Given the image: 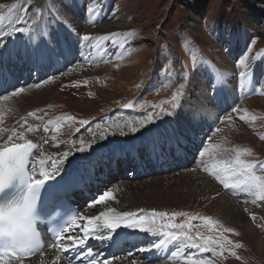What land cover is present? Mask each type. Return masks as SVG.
Listing matches in <instances>:
<instances>
[{
    "label": "rangeland",
    "instance_id": "rangeland-1",
    "mask_svg": "<svg viewBox=\"0 0 264 264\" xmlns=\"http://www.w3.org/2000/svg\"><path fill=\"white\" fill-rule=\"evenodd\" d=\"M100 1L99 4L103 11H107L110 5L105 0ZM110 1L111 8L128 5V8L123 10L120 20L130 23L132 29L125 30V34L123 32L125 26H121L113 32L116 35L106 41L109 55L106 59L104 58L105 60L100 58L85 59L76 53L79 49L72 40V42H68L69 52H72V57H74L72 61L67 62L63 68L56 72H54L55 68L51 72V68L48 66L49 62H46L44 64L46 66L45 73L40 79H37L38 75L32 71L24 76H17V82L20 84L0 91V98H3L2 94L5 93L10 97L11 92L19 87L24 88L22 93L29 89L43 88L46 85L53 87L55 97L36 110L38 111L36 114L40 112L42 117L53 119L54 135L59 141H67L77 133L85 130L88 124L108 117L110 119L126 120L133 127L141 130L144 127L140 126V122L146 121L148 113L152 112L158 114L154 117L156 122L162 121L167 124V127L156 133V137L153 136L155 144L157 140L161 144L160 150H162L164 142L166 143L176 133L182 134L186 141H191L190 136L193 132L197 135L203 133L198 149L202 142L204 146L212 145L214 159L208 156L201 158L197 155L196 158L194 157L195 160L193 158L192 162H189L188 167L156 173L140 179H135L134 175L131 176L132 172H130L127 176L125 174L113 183H110V181L102 182L111 186L124 183V185H130L132 188H135V186L143 188L149 182H152L151 180H156L154 184L162 185L165 193L161 195L160 192L156 191L154 193L156 202L152 203V206L139 207L138 209H144L147 213H150L152 209L169 213L173 211L188 212L190 215L197 217L192 221L193 234L199 230L204 235L215 233L219 236L223 231L219 226L210 232L208 226L199 219L201 216L211 217L213 220H218L224 227L233 228L234 232L223 233V235L233 244L242 245V247L234 249L237 256L240 257L239 259L228 255L227 252L223 256L213 257L211 253L202 255L195 251L194 254L197 257L211 259L215 264H264V214L258 213V209L264 212V205L261 207L258 205V207L257 204H252L250 206L249 203H245L248 197L245 193L240 192L234 195L231 189H225L213 175L204 170L205 164L210 167L216 162L235 159L236 151L251 153L250 155L244 154L241 156V159L245 161L264 160V148L259 149L247 140V137L251 135L255 137L257 142L264 145V140L260 139V136L264 135V117H249V120L245 121L239 118L241 114L231 111L233 109L231 107L219 109L212 93L215 84L211 78L212 75H210L211 71L205 69L207 60H209L216 68L217 66H224L233 70L231 76L235 78L245 68L239 65V59H245V62L248 63L253 54L260 53L261 60L257 58L256 66L253 67L254 75L257 77L253 76V79L255 81L256 78V81L262 82L261 85L264 84V34L261 31L249 28L251 31L248 30L250 32L248 36L246 35L248 32H245L243 28V24L246 22L245 15L252 17L254 13L251 2L248 0ZM17 2L18 0H11L8 6ZM20 2L27 10L21 26L26 23L39 25L42 29L43 26H47L51 27L48 30L49 34L53 32L58 21L55 16L49 14V7L44 0H30L31 6H29L28 0H19ZM62 2L65 3L67 17H75L83 12L87 5L86 0H63ZM68 2H71V4ZM166 5L167 8L164 12ZM53 6H55V3ZM190 12H194L198 17L196 19L190 18ZM61 15L65 16L64 13ZM111 15L112 13L109 16H101L102 21L105 22ZM84 17L80 20L81 25L85 24L86 15ZM11 21V19L5 21L8 28ZM157 28H160L161 32L157 35L155 42L136 40V36L157 32ZM106 34L108 33L104 35ZM91 36H94V34ZM64 40L66 41L63 38L61 42ZM87 47L84 46L80 49L84 50ZM51 49L54 51V55L59 53L55 47L52 46ZM128 68L135 70L134 77L130 78L124 74ZM208 73L210 74L208 75ZM201 81L209 86L208 96L198 94ZM232 81L231 92L239 84L238 81L236 83V79H232ZM37 84L40 86L36 87ZM181 85H183L182 88ZM254 86L256 87V85ZM102 91L110 93L111 96L109 98L103 97ZM250 95L254 94L250 93ZM261 96L264 97V95ZM173 97L176 99L173 100ZM242 99L234 97V100L238 103ZM68 101L76 103L90 102L95 103L96 106L93 109L82 110L75 105H69ZM127 103H132L133 108L125 109L122 107ZM173 104H175V107H173ZM140 105H144V107H140ZM152 105H158L159 107L154 109ZM192 108L195 109L193 112L190 111ZM167 113H172V115H167ZM69 116L75 119L68 120L67 117ZM227 116H231V119H225ZM61 117L64 119H60ZM80 120H86L89 123L81 126L79 124ZM57 121H59L60 129L58 132L55 131ZM204 123L208 124L205 129H203ZM77 129H79L78 132ZM185 151L193 152L186 149ZM174 157L173 154L171 159ZM202 159L204 163H201ZM120 168L124 169L123 166ZM257 168H259V165H257ZM187 173L193 176L204 175L207 180L205 182H209L213 187L210 190L211 193H204L203 195L197 192L192 195V197H195L199 194L196 197L197 200L190 203L187 196L189 188L188 186H182L184 183H181L180 193H176L175 190L174 192L167 191L168 186L174 187L175 184L179 186L180 183L174 182V179L184 177ZM105 187L103 186V188ZM92 191L91 189L90 192ZM223 193L228 194L234 205H237L242 212L245 208L257 207V209H251L249 218L258 233L257 235L263 241L261 248L258 249L253 238L246 237L247 235L236 226L237 224L221 215L220 210L213 201ZM100 195L89 201L88 206L91 205V208L99 209L100 205H97L95 201L98 200ZM135 198H137L136 195ZM145 198V200L151 198L149 191L145 194ZM124 200H118L114 206L123 208L127 204ZM90 207H87V209ZM84 208L86 209V207ZM94 208L90 210L95 211ZM121 211L126 212V210ZM253 216H255V219H253ZM185 219V217H177L175 222L181 223ZM135 254L138 257L139 253ZM142 261L146 263L145 260ZM153 263L157 264L158 261Z\"/></svg>",
    "mask_w": 264,
    "mask_h": 264
},
{
    "label": "bare ground",
    "instance_id": "bare-ground-1",
    "mask_svg": "<svg viewBox=\"0 0 264 264\" xmlns=\"http://www.w3.org/2000/svg\"><path fill=\"white\" fill-rule=\"evenodd\" d=\"M62 1L63 0H44V2L49 7V14L55 16L56 20L58 21L57 22L58 24H56L55 26L56 30L54 29L51 34H49V31H48L49 29H51V27H47L45 25L47 28L43 26V29H42L41 27H39V25H34L30 23H26L24 25V27H27L29 30L27 33L12 32L14 31L15 28L21 26V23L18 24L16 20V15L22 14V12H19V11L16 12V14L12 16L11 25L9 28L5 24L6 20L2 24H0V36H2L6 32V30H8L7 32H12L8 34L7 36L0 37V39L4 41V46L0 48V52L10 53L11 51V54H13L14 56H24L27 54V48L32 46L31 41L36 40L38 41L39 48L41 50L40 56H43L44 55L43 48L45 47L49 49L54 44L53 42L60 41V44L58 45V48L60 49V48H65L68 42H72L73 40L77 44V48L79 49L77 50L76 53L80 54L84 58L87 57V60H92L94 58H100V59L105 58L106 59V57H108L109 55V50L106 48V41L100 42L99 45L97 46V42L93 40L91 41V44L88 45V47L83 50V49H80L84 46L81 42L79 33L81 35L82 34H90V35L94 34V36L98 37V36L104 35L105 33H108V34L113 33L121 26H125V29L123 30V32H125V30L132 29V26L130 25V23H125L124 21L120 20L121 18L120 16L123 13V10L125 8H128V5L121 6V7L118 6L115 8L112 6L113 8H111V1L105 0L110 5L107 11L104 12L103 8L99 4V11L93 14H89L88 16L87 14L88 0H86L87 5L85 6L83 12H80V14L76 15L75 17H67L66 16L67 10L65 8V3H63ZM76 1H80V0H76ZM248 1L251 2V5L254 9V13L252 17L245 15L246 22L243 24V28L245 32H248L249 28H251L257 31H261L262 34H264V0H248ZM10 2L11 0H0V5H5L3 9H0V14L6 13L7 6ZM54 3H55V6H53ZM68 3L71 4V2H68ZM19 4L21 5V9L23 10L24 9L23 3L20 2ZM167 5L164 7V12L166 11ZM62 13H64L65 15L64 17L61 15ZM110 13H112V15L110 16V18L108 17L109 20L107 18V20L103 22L101 19L102 18L101 16L103 15L109 16ZM84 14L86 15L85 24L81 25L80 20L85 16ZM189 14H190V18L196 19L198 17L194 12L193 13L190 12ZM3 30H5V32H3ZM156 30L157 32L154 31L150 34L142 35L139 37L136 36L135 38L138 41L150 40V41L155 42L157 35H159V33L161 32L160 28H157ZM249 33L250 32H248L246 35L249 36ZM63 38H65L66 41L64 40L63 42H61ZM55 49H56V46H55ZM69 54L72 55L73 53L69 52ZM63 55H65L64 57H68L67 54H63ZM63 55L55 57L53 61V66L60 64L59 60H60V57ZM260 57H261L260 53L253 54L250 61H248L249 64H252V67L246 79L240 78L239 75L235 76L234 78L231 76V74L234 72L233 70L225 68L224 66H217L216 68L209 60H207L205 69L206 71L208 70L211 71V74L208 73V75L209 74L212 75L211 78L214 80L215 92H212V93L214 94L213 96H215V101H217L219 109H223L224 107L225 108L226 107H231V108L236 107L238 109H247L248 117H255V116L264 117V97H262L260 94V91H261L260 86L262 82L256 81V78H255V81L258 83L257 84L253 79V76L257 77L254 75L253 67L256 66V60L257 58H260ZM62 65L63 64H60L59 67ZM5 67L7 69V72H9L10 69L11 70H10V75L8 77L7 76L4 77L5 78L4 83L7 82L8 86H12V87L17 84L18 85L20 84L19 82L17 83L16 77L21 76V75L23 76L28 70V67H26L23 63L18 67L17 65L14 67H11L10 62H7ZM33 68L34 66H32L31 70ZM248 70L249 69L244 68L243 71H248ZM124 74L132 78L135 75V70L128 68L125 70ZM39 77L40 76L38 74V78ZM232 79H236V83L237 81L239 83L237 85V88H233L234 89L233 92H231L230 90V88H232L230 87L232 86V82H233ZM205 84L203 81L199 83V93L198 94L207 95V93H209V86ZM254 85H256V87ZM250 93L254 95L251 96ZM101 94L105 98H109L111 96V94L106 91H102ZM54 97H55V91L53 87L46 85L43 88L29 89L24 93L21 92V94L16 97L11 95L8 100H4L3 98H0V116L3 117V122L0 123V146H2V144L6 140L7 132L5 130L11 129L12 127H14L17 121H19L21 117H27L29 112H35L36 110H38L39 108L43 107L45 104L50 102V100ZM234 97H240L243 99L239 100V103H238L236 100H234ZM67 103L69 105L70 104L75 105L76 107H79L82 110L83 109H93L96 106L95 103H90V102L76 103L74 101H71V102L68 101ZM194 110L195 109L192 108V110L190 111L193 112ZM37 112L38 111H36L35 113ZM239 114L244 115L243 112H240ZM36 115L42 116L40 112ZM108 118H104L99 121H95V122L88 124L85 130L77 133L76 135H74L72 138H70L67 141H59L57 139L56 144L58 145V147H54L50 139V137L54 135L53 124L46 125V122L48 120L53 121V119L51 117H47L41 121V120H37L35 117H28V124L30 125L39 124L40 128L35 133H28L27 138L32 139L34 143L39 142L42 136L44 138H48L49 144L44 145V150L49 153L56 152L58 154L57 158H59V154L64 151L71 150L73 153V155L68 157L66 163L61 167L60 175H53L52 176L53 178L63 177L67 174L80 175V176L87 174L89 176V173L93 170L99 176V180L96 179V181L106 186L105 188H103V186L98 188L100 189V193L103 194L105 190H112L114 192V197H115L114 200L107 201L103 205L97 204V205H100V207L97 210L93 207L95 211L94 210L91 211L90 209H93L91 207L88 209L86 208L79 213L78 215L79 217L96 216V215H99L101 212H106L109 208L114 210L113 214H116V213L124 212L121 210H126V212H130V211H134L135 209H138L139 207L152 206V203L154 204L156 202L154 193L156 191L160 192L161 195L165 193L162 189V185L154 184L156 183V180L154 179L151 180L152 182H149L143 188L137 187V186H135V188H132L130 185H126V184L124 185V183H120L116 186H113V185L111 186L108 183L106 184L104 182H101V180L104 181L103 180L104 177H110L109 173L112 172V170L116 168L113 163L107 166V164L110 161L115 162V159H118V160L120 159L121 161L126 162V166H127L126 176L128 172H133L134 171L133 166L137 167V165L136 164L134 165L133 162H128V161H130L129 160L130 152H133V154L137 153L135 150H133L134 146L142 144L143 148L141 149V151L142 153L146 152L145 150L146 145L144 146V143H146V140L147 142H149L150 140L153 139L154 135L156 137V133L160 132L162 128L164 129V127H167L166 126L167 124H164L165 122L163 123L162 121H158V122L155 121V123H149L143 129L137 131L135 134H132L128 127V125H131V124L128 121L116 120L114 118L108 119ZM45 126H47L49 131L47 132L44 131ZM117 126H119L120 128H123L124 131L128 134L121 136L119 134V129ZM207 127H208V124L204 123L203 129ZM101 132L105 133L106 139L98 140L97 144H94L92 146V149L87 152H77L75 150V147H79L78 143L75 147H73L72 145L73 140L79 141L80 139H84L86 141H90L98 137ZM190 139L191 141L188 144V147H189L188 150L193 151L194 154H191L190 152L189 153L184 152V154L180 155V157L176 160L174 159L167 160V158L161 157V161L158 162V160H156L155 163H152L149 161H142L138 164L139 167L137 168L135 176H138L139 178H143L146 175H150V174L154 175L156 173L166 172V171L189 166V162L195 157V153L198 150V145H199L198 141L200 139V136L191 135ZM247 140L249 143L255 144V146L259 149L264 148L263 147L264 145H261V143L257 142L255 137L251 135L247 137ZM148 144H154V145L159 144L161 146L159 141H156V144L155 142L147 143V145ZM185 147L187 148V146ZM153 151L156 152L158 151V149H155V150L153 149ZM152 160H153V157H152ZM104 164L106 165V169H104L103 167ZM147 164L148 165L150 164L152 166V172L148 173L147 171H145ZM46 167H48L50 170V162H49V165H46ZM101 167L102 169H104V171L101 174H99L98 172L102 170ZM117 167L119 168V165ZM89 168H90V171H87ZM103 173L106 176H104ZM201 174L199 176H193L192 174L187 173L185 174L184 177H179L176 180L174 179V182L180 183L179 186H177L176 184L174 185V187L168 186L167 191L174 192L175 190L176 193H180L182 186H188L189 188V191L187 193L188 202L190 203L194 202L195 200H197L196 197L199 194H197L195 197H192L193 194H196L197 192H200L203 195L204 193L205 194L211 193L210 190L211 188H213L209 182H205L207 180L206 178H204V175H201ZM114 176L118 177L117 174ZM193 177H196V178L194 179ZM110 179H112V177H110ZM114 181L115 180H113L111 183H113ZM181 183H184V185L181 186ZM159 184H161V182H159ZM148 191L151 193V198L145 200L146 199L145 194H147ZM135 195L137 196V198H135ZM122 199H125L124 201L127 203L125 206H123V208L114 206L118 200H122ZM251 199H252L251 197H247V200L249 201L248 203L250 206H252ZM213 202L218 207L223 217L227 218L229 221L231 220L232 223L237 224L236 226H238L239 229L247 235L246 237L253 238L256 247L258 249L261 248L263 241L257 235L258 233L256 229L253 227L251 219L249 218L251 209H257V207H252V208L248 207L249 209L248 212H245V211L242 212L237 205H234V202L233 200L230 199L229 195L224 194V193L220 194V196H217ZM258 205L261 207L262 205H264V201H258L257 206ZM260 210L261 209H258V213L264 214V212ZM84 223H86L85 220L78 219L77 220L78 226L75 228L71 227L70 230L72 232L79 233V226L83 225ZM101 232H102L101 235L104 236L105 238L100 239V240L90 238L89 244L91 245L94 253H96V249H101L103 246H105V243L106 244L109 243L111 247V248L109 247L110 248L109 253L106 254V252H102L100 254L103 257H107L109 260H111L112 264H131L132 261H135L136 264H147V263L154 264L153 263L154 261H158L157 264H183L182 260L179 262H175L170 258V254L174 250H176V247L179 246V242L169 241L167 243H162V240H163L162 237L153 236V235L148 234L150 237H152L153 240H155V242L153 240L152 241L144 240L142 246L145 245V247L149 248L148 253L140 252L138 257L136 256L135 253H133L132 256L131 255L129 256L128 254H125V253H119L120 252L119 249H117L116 252H112L111 250L115 246V244L119 243L118 241L120 242L122 241L121 237L124 236L125 234H129L131 237H142L147 234H141V233H146V232L140 231L138 229H131V228L123 227V226L120 228H117L116 230L101 229ZM109 233L111 234L109 235ZM80 235H83V233H80ZM92 240L95 242H93ZM156 241H158V243H156ZM90 245L88 246L90 247ZM194 252L195 250L193 249L185 250L186 254H194ZM70 254H73V252L69 251L67 254L62 255L60 261H58L57 264H68V256ZM55 255H56V250L51 247H47L44 249L43 257H40L39 254L30 256L25 259L24 264H41V259L45 262V264H53V261L55 260ZM142 260H145L146 263L143 262ZM73 264H78V262L74 260Z\"/></svg>",
    "mask_w": 264,
    "mask_h": 264
},
{
    "label": "snow or ice",
    "instance_id": "snow-or-ice-1",
    "mask_svg": "<svg viewBox=\"0 0 264 264\" xmlns=\"http://www.w3.org/2000/svg\"><path fill=\"white\" fill-rule=\"evenodd\" d=\"M29 6L30 0H28ZM100 0H88L87 14H93L99 11ZM5 5H0V9H3ZM22 12L20 15H16L17 23L20 24L24 21V15L26 9H21L19 0L17 3H12L7 6L6 13L0 14V24L6 19H11L16 12ZM29 30L27 27L19 26L12 32L27 33ZM12 32H5L2 36H7ZM80 38L83 46H88L91 41L95 40L97 46L102 41H108L116 35V33H109L102 36H91L90 34H80ZM4 46V41L0 39V48ZM87 59V57H85ZM239 65L249 69L248 71L239 72V77L246 79L249 72L251 71L252 64L245 62V59H239ZM8 75L7 69L0 65V77ZM46 83V81H45ZM39 87L40 85H35ZM181 88L183 85L180 86ZM260 94L264 95V84L260 86ZM24 91L23 87L14 89L11 92L12 96H19ZM212 91L215 92V86ZM4 100H8L9 96L2 94ZM176 98L173 97V100ZM125 109H132L133 104L127 103L122 106ZM144 107V105H140ZM152 107L158 108V105H152ZM175 107V104H173ZM231 111L243 112L244 115H240L241 120L248 121L247 109H238L234 107ZM158 114L156 112L148 113L146 121H141L140 126L146 127V124L155 123L154 117ZM172 115V113H167ZM28 117H35L37 120H43L42 116H37L35 112H29L27 117H21L17 121L16 125L11 129L5 130L7 132L6 140L0 146V191L12 181L17 175L25 173L26 169L30 168L33 177L39 172L42 175L43 180L33 179L30 184L28 191L18 200H14L3 207H0V241L6 242V248L0 251V264H24L26 258L39 254L43 257L44 248L51 247L56 250L55 260L53 264H57L60 261L61 256L67 254L69 251L75 253V257L68 258V264H73L74 260L78 264H112V261L107 257H103L99 252L94 253L92 247H89V239H104L101 235V229L116 230L120 227H127L131 229H138L146 232L153 236L162 237V243L169 241L179 242V246L176 247L170 254V258L175 261H183V264H215V262L208 258H200L195 254H186V249H193L200 254L211 253L213 257L223 256L225 252L228 255L237 256L234 249L242 247L240 244H233L232 241L223 235V233L234 232L233 228L224 227L218 220H213L208 216L199 217L205 225L208 226L209 231L216 229L217 226L221 228L222 233L217 236L215 233L212 235H204L199 230L193 234L192 221L197 219L196 216L190 215L184 211H173L171 213L166 211H157L152 209L150 213L145 212L144 209H138L135 212H123L114 213V210L109 208L106 212H101L96 216H73L70 220L72 228L77 227V220L83 219L86 221L83 225L79 226V233L72 232L68 227L63 228L58 234L56 239L49 245H42L40 235L36 230L35 224L32 219V214L37 203V195L42 183L50 179L53 175H60L61 167L66 163L67 158L72 156L71 150L64 151L59 154L56 152H46L44 145L49 144V139L40 138L39 142L34 143L32 139L27 138L28 133H35L40 128L39 124H28ZM60 119H64L61 117ZM68 120H74V117H67ZM225 119H231V116L225 117ZM3 122V117L0 116V123ZM57 127L55 131L58 132L59 121L56 122ZM89 123L86 120H80L81 126ZM53 121L48 120L46 125H52ZM119 129L121 136L127 135L123 128ZM129 130L132 134H135L139 129L128 125ZM44 131L47 132L49 129L47 126L44 127ZM77 132L79 129L76 130ZM53 146L58 147L56 144L57 137L52 135L50 137ZM106 136L104 132L90 141L80 139L79 141H72L73 147L79 144V147H75L77 152H87L92 149L94 144H97L98 140H105ZM260 139L264 140V135L260 136ZM186 140L180 133L174 134L168 139L164 145V149L167 152H171L176 156L183 155L185 152ZM159 144L154 145L153 149H159ZM202 149V150H201ZM213 146H204L203 142L200 148L195 153V158L198 155L201 158L208 156L214 159V152L212 151ZM35 150V151H34ZM228 151V150H224ZM236 151V150H233ZM38 153V154H37ZM244 154L250 155V152L242 153L236 151L235 159H229L223 162L213 163L210 167L205 164L204 170L213 175L225 189H231L233 194L236 195L240 192L251 197V203L257 204L258 201H264V160L257 161H245L241 159ZM194 158V160H195ZM50 170L46 165H49ZM201 163H204L203 159ZM259 165V168H257ZM259 173V174H258ZM82 176L80 175H68L65 186L67 189L76 187L81 181ZM114 192L112 190H105L101 194L98 200L95 201L97 204H105L107 201L114 200ZM248 203V200H245ZM245 212L249 209L245 208ZM14 217V221L10 218ZM177 217H185L186 219L181 223H176ZM255 219V216H253ZM102 222V223H101ZM83 233V235H80ZM111 233H109L110 235ZM238 235V233H237ZM147 249H141L140 251H146ZM132 253H129L131 255ZM41 264L45 262L41 259ZM131 264H136L132 261Z\"/></svg>",
    "mask_w": 264,
    "mask_h": 264
}]
</instances>
